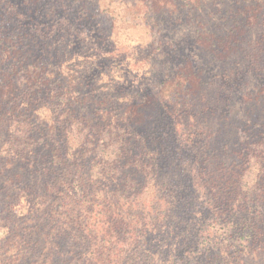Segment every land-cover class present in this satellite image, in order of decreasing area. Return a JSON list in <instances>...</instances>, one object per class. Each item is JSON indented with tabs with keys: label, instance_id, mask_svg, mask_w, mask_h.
Instances as JSON below:
<instances>
[{
	"label": "trees",
	"instance_id": "1",
	"mask_svg": "<svg viewBox=\"0 0 264 264\" xmlns=\"http://www.w3.org/2000/svg\"><path fill=\"white\" fill-rule=\"evenodd\" d=\"M162 3L198 23L203 51L248 53L244 85L225 91L242 90L241 117L212 106L202 73L188 64L187 79L177 73L158 93L129 97L131 120L147 125L144 130L115 123L111 133L113 122L90 125L89 112L111 99H86L71 60L58 65L48 53L29 52L38 26L24 28L26 14L0 0V229L9 232L2 248L7 264H170L188 252L192 259L209 212L238 219L235 234L244 242L241 249L222 246L207 255L201 248L193 264H264V0ZM207 9L212 29L211 20L195 17ZM73 30L65 24L61 34ZM54 32L38 30L45 40ZM103 57L85 60L94 66ZM248 75L261 84L250 87ZM67 78L76 83L64 85ZM186 80L193 99L181 97ZM148 108L157 113L152 122L142 110ZM228 133L238 137V167L213 159L217 148L228 151ZM199 182L209 193L208 207L195 199ZM22 200L30 210L18 216Z\"/></svg>",
	"mask_w": 264,
	"mask_h": 264
},
{
	"label": "rangeland",
	"instance_id": "2",
	"mask_svg": "<svg viewBox=\"0 0 264 264\" xmlns=\"http://www.w3.org/2000/svg\"><path fill=\"white\" fill-rule=\"evenodd\" d=\"M11 1L28 17L26 20L24 18L21 20L24 28L36 25L39 29L55 30L53 37L45 40L40 37L37 28L35 35L39 37L34 41L32 44L34 47H31L29 52L48 53L46 58L53 59L58 65L64 63V60H71L76 72L79 73L77 77L75 74V77L79 78L78 82L83 83L81 88L78 84L76 89L80 88L86 99L93 102L100 97L111 99L105 107L96 106L97 110L89 112L90 125L107 128L108 123L113 122L111 133L114 132L112 127L115 123L123 128L144 130L147 125L137 124L136 119L131 120V112L127 109L131 100L129 97L139 93L142 96L149 92L158 93L160 85L174 78L177 73L187 79L188 64L202 73V92L207 93L212 106H216L217 103L218 107L220 105L226 111L231 110L233 118L241 117L244 113L242 90L236 89L234 93L225 91L229 89L227 86L244 85L246 68L242 59L243 54L246 53L225 54L203 51L197 42L199 35L197 31L200 29L198 23L194 22L195 20L189 21V18L186 20L180 13H172V9L166 3H162V0H148L150 2L147 0H40L38 3H32V0ZM229 3L226 4L230 5ZM47 9L53 10L51 16H46ZM211 9L195 13L198 22L211 20L210 29L215 23L212 17H208ZM65 24L74 26L73 32L68 37L61 34L64 32L62 28ZM218 26H220L219 31L223 32L224 24H217ZM69 31L70 29L66 32ZM23 53L27 52L24 50ZM99 53L104 54L105 57L96 61L94 66L85 60L91 55L96 57ZM62 56L64 59L61 61ZM62 70L65 75L73 77L72 69L62 66ZM248 76L253 80L250 87L261 84V81ZM64 81H62L64 85L76 83L75 79L73 81L67 78ZM188 82L186 80L184 83L181 97L193 99L194 95L188 87ZM108 85L113 89H101ZM231 94L232 97L228 96ZM111 106H114L112 110H110ZM100 109L103 112L99 113ZM142 110L145 112L144 116L148 117V122H152L154 117H157V113L152 108ZM191 115L195 119L200 118L197 112L192 111ZM209 118L211 120V117ZM214 129L216 130L215 126ZM228 134V151L224 154L217 148L213 159L223 160L222 162L227 163L231 168L238 167L240 164L237 153L241 151L240 148L235 147L238 137L233 138L234 133ZM216 162L218 161H214ZM198 184L195 188V199L202 207H208L209 193L203 189L202 182ZM29 210L30 206L24 200L15 208L18 216L27 214ZM209 213L210 220L205 226L207 234L202 237L203 240H198L199 247L194 246L193 258L191 259L188 252L186 258L180 256L179 259H173L170 264H193L195 260L200 261L196 258L200 257L201 248L205 249L203 250L205 255L210 250L222 246L228 248L234 245L230 251L241 249L240 244L244 242V238L235 234L238 219L231 214L220 217L216 212ZM8 234L7 228L0 229V264H7L2 248ZM245 263L252 264L247 261Z\"/></svg>",
	"mask_w": 264,
	"mask_h": 264
}]
</instances>
